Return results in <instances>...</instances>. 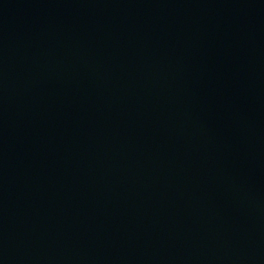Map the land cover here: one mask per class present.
Segmentation results:
<instances>
[{
    "label": "water",
    "instance_id": "obj_1",
    "mask_svg": "<svg viewBox=\"0 0 264 264\" xmlns=\"http://www.w3.org/2000/svg\"><path fill=\"white\" fill-rule=\"evenodd\" d=\"M0 264H264V0H0Z\"/></svg>",
    "mask_w": 264,
    "mask_h": 264
}]
</instances>
